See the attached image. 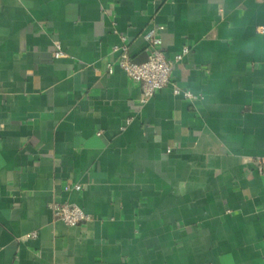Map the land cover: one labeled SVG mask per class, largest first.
Segmentation results:
<instances>
[{"label":"crops","instance_id":"crops-1","mask_svg":"<svg viewBox=\"0 0 264 264\" xmlns=\"http://www.w3.org/2000/svg\"><path fill=\"white\" fill-rule=\"evenodd\" d=\"M152 25L190 51L143 103L114 46ZM262 26L264 0H0V264H264Z\"/></svg>","mask_w":264,"mask_h":264},{"label":"built area","instance_id":"built-area-1","mask_svg":"<svg viewBox=\"0 0 264 264\" xmlns=\"http://www.w3.org/2000/svg\"><path fill=\"white\" fill-rule=\"evenodd\" d=\"M162 30L163 25H152L144 32L143 37L147 42L146 52L148 53L145 61L138 62L132 57L125 36H122L120 44L114 46V51L118 54L117 64L133 81L140 84L142 88L141 100L143 103H146L156 91L171 84L175 64L181 61L190 51V46L185 45L182 51L177 53L174 58H169L162 48ZM260 30L264 32V26ZM58 53L61 52L59 51ZM108 70L112 73L114 71V64H109ZM173 92L191 100H198L200 98L198 94L182 89L177 85L173 87ZM257 165L259 171L264 173V158H260ZM75 188L81 189V186L76 185ZM52 209L57 218L69 225H79L93 218L90 213L86 212L76 203H53Z\"/></svg>","mask_w":264,"mask_h":264},{"label":"water","instance_id":"water-1","mask_svg":"<svg viewBox=\"0 0 264 264\" xmlns=\"http://www.w3.org/2000/svg\"><path fill=\"white\" fill-rule=\"evenodd\" d=\"M147 57H148V53L147 52H145L144 53V56H142V57H140V58H138V59H136L138 62H142V61H145L146 59H147Z\"/></svg>","mask_w":264,"mask_h":264}]
</instances>
